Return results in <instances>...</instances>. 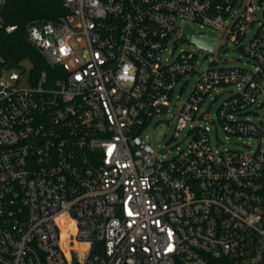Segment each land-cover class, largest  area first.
Listing matches in <instances>:
<instances>
[{
  "label": "built area",
  "instance_id": "1",
  "mask_svg": "<svg viewBox=\"0 0 264 264\" xmlns=\"http://www.w3.org/2000/svg\"><path fill=\"white\" fill-rule=\"evenodd\" d=\"M61 2L57 19L24 26L50 72L22 88L0 63V264H264V125L251 118L264 109V0ZM186 25L254 70H198L196 52L174 53ZM196 71L173 114L188 142L159 157L143 132ZM228 86L216 121L254 148L211 145L203 104Z\"/></svg>",
  "mask_w": 264,
  "mask_h": 264
},
{
  "label": "rangeland",
  "instance_id": "2",
  "mask_svg": "<svg viewBox=\"0 0 264 264\" xmlns=\"http://www.w3.org/2000/svg\"><path fill=\"white\" fill-rule=\"evenodd\" d=\"M192 28L196 31H204V28L197 23H192ZM250 35L251 32H248L246 40ZM70 43L73 47L74 56L78 57L84 53L85 50L83 48V43H78L75 39H72ZM170 48L171 44L168 45V49ZM181 49H189L197 53L194 64L198 70H204L207 66H238L249 70H254L255 67V65L249 61L248 57L238 48L237 45L226 39H220L219 44L211 52L199 49L197 44L189 43L187 40L178 41L174 46V53L180 51ZM206 52H208L207 59L203 60L202 57ZM218 54H220V56ZM213 60H217V62H213ZM68 63L72 65L71 60H68ZM30 68L31 62L27 59L22 60L18 67L13 68V70L20 73V79L18 82L19 87L26 88L30 85ZM7 71L9 70H6V72ZM198 77L199 73L196 71L189 76V79L184 84L183 81L187 77H183L180 81H178L170 97L169 112L155 115L143 132V135L147 136L150 144L156 151V155L159 157L164 155V158H170L175 153L176 146H184L188 142V137L185 136L186 130L179 131L175 128V118L173 114L186 100L188 93L195 85ZM233 90L234 88L232 86L225 87L220 90L221 93L216 95L214 100L207 98L203 104V108L207 106L210 107L209 116L214 118L216 123L210 124L211 131L209 132V135L211 145H217L218 148L223 149L246 148L245 144H248L251 148H254L256 145L254 138L230 135L226 133L216 121L215 113L217 108ZM251 118L255 122H261L262 125H264V109L260 108L256 114L251 115Z\"/></svg>",
  "mask_w": 264,
  "mask_h": 264
},
{
  "label": "trees",
  "instance_id": "3",
  "mask_svg": "<svg viewBox=\"0 0 264 264\" xmlns=\"http://www.w3.org/2000/svg\"><path fill=\"white\" fill-rule=\"evenodd\" d=\"M64 13L61 0H10L4 10L5 19L19 28L11 34L0 31V63L6 68H16L22 60H29V80L35 79L44 69L50 72L36 48L27 42L24 26L36 18L55 20Z\"/></svg>",
  "mask_w": 264,
  "mask_h": 264
},
{
  "label": "water",
  "instance_id": "4",
  "mask_svg": "<svg viewBox=\"0 0 264 264\" xmlns=\"http://www.w3.org/2000/svg\"><path fill=\"white\" fill-rule=\"evenodd\" d=\"M181 38L183 40H187L189 42L195 43L199 47L207 49L209 52H211L217 40V37L213 35L211 32H207L205 34H195L194 32H192V30L188 25L185 26Z\"/></svg>",
  "mask_w": 264,
  "mask_h": 264
}]
</instances>
